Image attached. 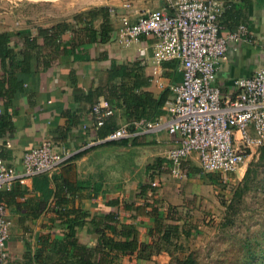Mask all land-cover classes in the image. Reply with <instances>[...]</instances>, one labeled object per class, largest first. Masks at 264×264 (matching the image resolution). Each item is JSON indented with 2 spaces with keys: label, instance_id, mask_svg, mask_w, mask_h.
<instances>
[{
  "label": "crops",
  "instance_id": "0c3cea01",
  "mask_svg": "<svg viewBox=\"0 0 264 264\" xmlns=\"http://www.w3.org/2000/svg\"><path fill=\"white\" fill-rule=\"evenodd\" d=\"M58 1L72 11L47 24L21 25L16 16L0 14V33L10 34L12 53L0 57V156L21 170L23 154L49 139L66 157L51 172L0 190L10 220L8 264H169L176 251L164 246L156 220L178 225L181 235L183 224L206 221L219 183L201 172L195 156L183 162V177L170 174L168 151L177 136L165 127L100 141L124 124L154 120L146 112L129 118L124 92L141 96L148 91L157 98L164 89L170 94L168 85L181 78L177 63L165 62L164 87L149 81L150 37L141 35L127 45L114 40L122 26L120 15L134 23L146 7L161 9L165 1ZM223 1L219 33L244 24L250 36L229 45L216 74L222 96L230 97L235 78L264 65V0ZM90 11L95 14L88 15ZM89 26L96 30L95 37L89 36ZM102 28L108 31L103 41ZM12 77L23 80L21 88L6 80ZM102 100L114 112L102 127L94 128L90 109ZM160 113L155 117L163 121ZM152 180L159 181V188L152 189Z\"/></svg>",
  "mask_w": 264,
  "mask_h": 264
},
{
  "label": "built area",
  "instance_id": "2783aa9c",
  "mask_svg": "<svg viewBox=\"0 0 264 264\" xmlns=\"http://www.w3.org/2000/svg\"><path fill=\"white\" fill-rule=\"evenodd\" d=\"M164 1L161 9L142 13L134 23L129 22L127 15H120L122 26L114 40L127 45L141 35L152 39L149 81L160 87H164L163 63H177L181 78L168 85L170 94L162 113L165 118L132 121L100 141H118L134 137L139 130L165 127L177 136L176 145L168 151L171 175L183 177L182 164L192 156L204 172H234L264 143V65L249 76L235 78L234 94L222 96L215 84L220 62L231 43L249 40L246 26L240 24L228 34L219 33L218 20L226 7L223 0ZM113 112L104 100L93 104L90 109L93 127H102ZM1 113L0 106V116ZM86 128L83 124L82 129ZM65 158L49 139L23 154L21 170L6 164L0 156V190L14 182L23 183L33 176L47 174ZM150 185L158 188L159 181L152 180ZM9 232L7 207L0 201V264L10 261Z\"/></svg>",
  "mask_w": 264,
  "mask_h": 264
},
{
  "label": "rangeland",
  "instance_id": "374dc122",
  "mask_svg": "<svg viewBox=\"0 0 264 264\" xmlns=\"http://www.w3.org/2000/svg\"><path fill=\"white\" fill-rule=\"evenodd\" d=\"M71 11L58 0H0V14L16 16L26 26L51 23ZM201 172L222 183L207 220L189 223L194 225L191 235L175 238L169 264H180L177 258L187 254L194 264H264V144L234 172Z\"/></svg>",
  "mask_w": 264,
  "mask_h": 264
},
{
  "label": "trees",
  "instance_id": "16d2710c",
  "mask_svg": "<svg viewBox=\"0 0 264 264\" xmlns=\"http://www.w3.org/2000/svg\"><path fill=\"white\" fill-rule=\"evenodd\" d=\"M88 15H93L95 14V11H90L87 13ZM64 25V24H62ZM61 26V25H58ZM56 28H59L56 26ZM63 29L66 27H62ZM54 30H58V29H54ZM88 32H89V36L90 37H95L97 35V32L95 29H93L92 27H88ZM101 35V40H105L107 39V35L108 31L105 30V28H102L101 31L99 32ZM110 35V34H109ZM109 35H108V39H109ZM10 40V34L8 33H0V57L3 60V58L7 57L8 55L10 56L12 53L10 48L8 49V42ZM122 68V67H121ZM23 72L27 73L25 71V69H22ZM2 77H0V95L2 94V86L3 81H2ZM13 88H21L23 85V80L17 81L16 78H10V79H6ZM119 88V87H118ZM169 94V91L167 89H164L162 94L160 96H158L157 98H154L153 95L150 92H145L143 95L141 96H136V95H132V94H127V91L124 92V102H125V107H126V112H128V117L132 118V116H141L143 115L144 112L149 114V119H156L157 116H159L162 112L163 113V106H164V102L167 99ZM138 105H141L142 108L140 109V111L138 110ZM162 107V110L160 111L159 108ZM156 116V117H155ZM153 117V118H152ZM155 117V118H154ZM132 123V122H131ZM113 129V127H111L110 129H108V132L111 131ZM264 144V143H263ZM214 179V178H212ZM215 180V179H214ZM216 181L220 184L222 183L220 179H216ZM216 182V183H217ZM154 189V188H152ZM179 226L176 224H163L161 220H156V229L159 231H161V237L162 239L165 241V245L168 249V251L171 250L169 248H174L176 247V243L173 242L172 239H175L177 237V232L179 231ZM194 229V225H188L185 226V224L182 225V233H184L186 236L191 235V232H193ZM114 230V228H113ZM70 234L69 235H73V231L72 228L70 227ZM177 233V234H176ZM72 244L75 245V242H71ZM135 239H133L130 243H129V247L128 249L132 250L135 246ZM106 243H104L102 241V246H104ZM114 245V247L116 248H121L126 249L127 247L120 244V243H113L112 246ZM78 248H80L81 250L84 249L86 250V247L83 246H76ZM171 248V249H172ZM175 257L172 254V259L170 260V262L174 259ZM178 263L180 264H194V260L192 258V256L190 254H187L181 258H177ZM83 264V263H82Z\"/></svg>",
  "mask_w": 264,
  "mask_h": 264
}]
</instances>
